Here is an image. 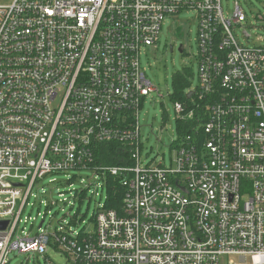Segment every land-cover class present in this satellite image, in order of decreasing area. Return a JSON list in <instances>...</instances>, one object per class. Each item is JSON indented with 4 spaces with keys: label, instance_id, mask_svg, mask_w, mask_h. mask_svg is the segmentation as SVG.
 <instances>
[{
    "label": "built area",
    "instance_id": "2783aa9c",
    "mask_svg": "<svg viewBox=\"0 0 264 264\" xmlns=\"http://www.w3.org/2000/svg\"><path fill=\"white\" fill-rule=\"evenodd\" d=\"M183 10L197 18V83L174 102L169 165H142L137 113L156 88L141 50ZM243 18L237 0L229 17L221 0H0V264L49 247L68 264H264V46L236 38ZM112 143L120 164L99 159ZM79 170L101 189L118 179L119 207L104 196L92 231L16 234L34 186Z\"/></svg>",
    "mask_w": 264,
    "mask_h": 264
},
{
    "label": "rangeland",
    "instance_id": "374dc122",
    "mask_svg": "<svg viewBox=\"0 0 264 264\" xmlns=\"http://www.w3.org/2000/svg\"><path fill=\"white\" fill-rule=\"evenodd\" d=\"M235 0H221L226 17L234 10ZM244 13L243 21L234 24L236 38L246 46H264V0H237ZM197 18L193 11L183 10L175 15H166L159 34V41L153 46L143 47L140 62L146 77L156 90L149 93L138 109L140 126V162L142 165L168 166L173 155L172 141L176 140L173 76L179 72L189 81L186 91L193 90L197 83L198 34ZM244 31L248 36L244 35ZM181 46L182 52L179 51ZM171 48V50H170ZM77 177L67 181V175L47 176L32 189L25 206L16 234L34 235L42 229L54 232L64 230H93L90 217L103 203L104 193L95 174L86 170L70 171ZM54 179V182H49ZM71 183V185H70ZM88 186V187H87ZM86 188V196L80 201L75 190ZM62 194L60 196L59 194ZM15 234V235H16ZM68 264L67 257L49 247L45 255L21 254L13 250L7 264ZM220 264H250L249 259L239 261L236 256H224Z\"/></svg>",
    "mask_w": 264,
    "mask_h": 264
},
{
    "label": "trees",
    "instance_id": "16d2710c",
    "mask_svg": "<svg viewBox=\"0 0 264 264\" xmlns=\"http://www.w3.org/2000/svg\"><path fill=\"white\" fill-rule=\"evenodd\" d=\"M189 86V81L185 77V74L176 72L173 76V93H172V100L186 102L187 97L185 90ZM178 125L177 121H175V127ZM122 154L120 144L112 143V144H101L99 145V159L104 164H120L122 163ZM104 196H105V208L107 209H117L120 204V199L123 193V187L119 183L118 179L113 176L106 175L103 189H102ZM78 195L80 201L86 196L85 192L82 191ZM94 214L90 217L92 219Z\"/></svg>",
    "mask_w": 264,
    "mask_h": 264
},
{
    "label": "water",
    "instance_id": "95a60500",
    "mask_svg": "<svg viewBox=\"0 0 264 264\" xmlns=\"http://www.w3.org/2000/svg\"><path fill=\"white\" fill-rule=\"evenodd\" d=\"M170 50H171V48H170ZM179 51L182 52L181 46L179 48ZM190 94H191V92L186 93V97L188 98L190 96ZM5 225H6V221H1L0 222V229H4Z\"/></svg>",
    "mask_w": 264,
    "mask_h": 264
}]
</instances>
